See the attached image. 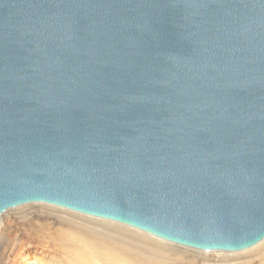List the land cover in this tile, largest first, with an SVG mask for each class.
I'll return each mask as SVG.
<instances>
[{
    "label": "water",
    "instance_id": "water-1",
    "mask_svg": "<svg viewBox=\"0 0 264 264\" xmlns=\"http://www.w3.org/2000/svg\"><path fill=\"white\" fill-rule=\"evenodd\" d=\"M29 203L263 240L264 0H0V214Z\"/></svg>",
    "mask_w": 264,
    "mask_h": 264
},
{
    "label": "rangeland",
    "instance_id": "rangeland-1",
    "mask_svg": "<svg viewBox=\"0 0 264 264\" xmlns=\"http://www.w3.org/2000/svg\"><path fill=\"white\" fill-rule=\"evenodd\" d=\"M15 209L9 211L14 216L9 226L0 225L4 249L0 264H264V241L238 252L195 251L117 222L52 205L31 203ZM113 223L122 227L113 228Z\"/></svg>",
    "mask_w": 264,
    "mask_h": 264
},
{
    "label": "bare ground",
    "instance_id": "bare-ground-1",
    "mask_svg": "<svg viewBox=\"0 0 264 264\" xmlns=\"http://www.w3.org/2000/svg\"><path fill=\"white\" fill-rule=\"evenodd\" d=\"M29 204H31V203H29ZM44 206H45V205H44ZM25 207H26V206H25ZM45 207H46V206H45ZM27 208H29V207H27ZM43 208H44V207H43ZM14 209H15V208H14ZM14 209H12V210H14ZM12 210H9V211H12ZM15 210H16V209H15ZM47 210H48V209H47ZM55 210H56V209H55ZM57 210H58V209H57ZM63 210H64V209H63ZM63 210H62V211H63ZM9 211L7 210V212H5V213H1V214H0V225H5L6 227L9 226L10 218H13V217H14L13 215L10 214ZM20 211H21V210H20ZM30 212H31V211H30ZM30 212H29V213H30ZM54 212H55V211H54ZM63 212H64V211H63ZM20 213H21V212H20ZM17 214H18V213H17ZM30 214H31V213H30ZM69 214H71V213H69ZM76 214H79V213H76ZM28 215H29V214H28ZM73 215H74V213H73ZM73 215H72V216H73ZM21 216H22V215H21ZM21 216H20V217H21ZM75 216H76V215H75ZM85 216H86V215H85ZM48 217H49V216H48ZM78 217H79V216H78ZM89 217H90V216H89ZM52 218H53V217H52ZM61 218H62V217H61ZM80 218H83V217H80ZM31 219H32V218H31ZM85 219H86V218H85ZM88 219H89V218H88ZM12 220H13V219H12ZM80 220H81V219H80ZM83 220H84V219H83ZM89 220H90V219H89ZM101 220H102V219H101ZM1 221H2V222H1ZM84 221H85V220H84ZM86 221H87V220H86ZM10 222H11V221H10ZM94 222H96V221H94ZM94 222H93V223H94ZM1 223H2V224H1ZM91 223H92V222H91ZM93 223H92V224H93ZM110 223H111V222H110ZM110 223H109V224H110ZM45 224H46V223H45ZM101 224H103V223H101ZM111 225L113 226V228H115L114 225L117 226L118 224L113 223V224H111ZM11 226H12V225H11ZM112 226H111V227H112ZM13 227H14V226H13ZM117 227H122V226H117ZM34 228H35V227H34ZM1 229H3V228H1ZM7 229H8V228H7ZM11 229H13V228H11ZM16 229H17V228H16ZM25 229H26V228H25ZM3 230H4V229H3ZM4 231H5V230H4ZM34 231H36V230H34ZM0 232H1V231H0ZM10 232H11V231H10ZM14 232H15V231H14ZM16 232H17V230H16ZM22 232H23V231H22ZM19 233H21V232H19ZM5 234H6V233H5ZM11 234H12V233H11ZM12 235H13V234H12ZM7 236H8V235H7ZM10 237H11V236H10ZM49 237H50V236H49ZM5 238H6V237H5ZM13 239H14V238H13ZM15 239H16V238H15ZM261 241H264V239L261 240ZM261 241H260V242H261ZM2 242H3V241H2ZM2 242H1V243H2ZM18 242H19V241H18ZM18 242H17V243H18ZM260 242H258V243H260ZM19 243H20V242H19ZM258 243H257V245H258ZM6 244H8V243H6ZM17 245H18V244H17ZM163 245H166V244H163ZM257 245L255 244V246H257ZM2 246H3V245L0 246V262L3 260V257H4V254H3V250H4V249H3ZM258 246H259V245H258ZM252 247H253V246H252ZM248 249H249V248H248ZM250 249H251V247H250ZM194 250H195V249H194ZM195 251H196V250H195ZM250 253H251V252H250ZM250 253H249V254H250ZM14 255H15V254H14ZM193 255H194V254H191V257H192V258H189V261L191 260V261L193 262V260H194L193 258H195V256H193ZM234 257H235V256H234ZM184 260H185V259H184ZM189 261L187 260V262H189ZM194 262H195V261H194ZM25 264H31V263L26 262ZM187 264H189V263H187Z\"/></svg>",
    "mask_w": 264,
    "mask_h": 264
}]
</instances>
